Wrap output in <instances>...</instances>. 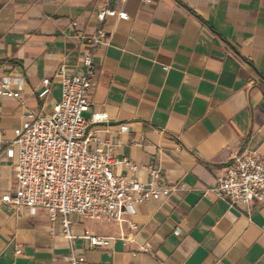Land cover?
Returning <instances> with one entry per match:
<instances>
[{"label":"crops","instance_id":"crops-1","mask_svg":"<svg viewBox=\"0 0 264 264\" xmlns=\"http://www.w3.org/2000/svg\"><path fill=\"white\" fill-rule=\"evenodd\" d=\"M103 1L0 0L4 139L23 113L51 112L62 91L59 68L82 73ZM112 6L126 18L104 21L106 41L93 58L96 83L83 116L104 115L89 130L137 165L133 171L117 165L116 175L176 189L135 207L136 242L126 246L91 247L83 230L117 235V223L69 214L79 264H264V203L229 206L208 190L233 154L264 155V0H113ZM4 76L23 83L4 87ZM45 77L49 92L40 96ZM14 162L0 150V196L13 191ZM49 222L42 207L17 215L0 203V264H68L69 244L58 222L53 233ZM143 244L150 253L132 254Z\"/></svg>","mask_w":264,"mask_h":264},{"label":"built area","instance_id":"built-area-1","mask_svg":"<svg viewBox=\"0 0 264 264\" xmlns=\"http://www.w3.org/2000/svg\"><path fill=\"white\" fill-rule=\"evenodd\" d=\"M112 1L104 0L96 12V27L87 38L88 49L82 56V73L66 75L62 68L56 71L62 91L51 112L29 110L22 114L20 126L13 130L11 138L4 139L0 133V150L15 161L13 191L1 195L0 203L11 206L17 215H32L38 207L44 208L50 232H54V224L58 222L69 244L68 264H79L83 259L73 250L75 235L69 214L117 223V235L101 236L83 230L80 237L91 247L100 250L117 241L126 246L136 242L138 226L132 219L135 207L150 199L168 198L176 189L116 175L113 168L117 165L129 171L135 170L137 165L116 157L89 130L90 124L103 120L104 115L94 114L91 119L83 116L90 107L96 83L93 58L98 46L106 41L104 21L107 17L126 18V12L113 7ZM167 68L163 66L164 70ZM10 82L22 85L23 79L2 78L4 87ZM49 83V77L43 78L40 96L47 95ZM91 142L95 144L93 148ZM150 173L156 176V171ZM214 184L208 190L229 206L264 203V155L250 149L233 154ZM124 223L128 224V232L123 229ZM137 251L150 253L151 248L143 244L132 254Z\"/></svg>","mask_w":264,"mask_h":264}]
</instances>
